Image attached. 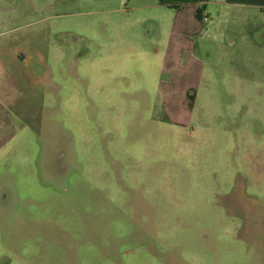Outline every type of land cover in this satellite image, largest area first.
<instances>
[{"label": "rangeland", "instance_id": "obj_1", "mask_svg": "<svg viewBox=\"0 0 264 264\" xmlns=\"http://www.w3.org/2000/svg\"><path fill=\"white\" fill-rule=\"evenodd\" d=\"M179 1L0 0V264H264V0Z\"/></svg>", "mask_w": 264, "mask_h": 264}, {"label": "trees", "instance_id": "obj_2", "mask_svg": "<svg viewBox=\"0 0 264 264\" xmlns=\"http://www.w3.org/2000/svg\"><path fill=\"white\" fill-rule=\"evenodd\" d=\"M195 0H181L178 3H189V2H193ZM196 15L199 16L200 15V9L196 10Z\"/></svg>", "mask_w": 264, "mask_h": 264}, {"label": "crops", "instance_id": "obj_3", "mask_svg": "<svg viewBox=\"0 0 264 264\" xmlns=\"http://www.w3.org/2000/svg\"><path fill=\"white\" fill-rule=\"evenodd\" d=\"M187 4H189V3H180V4L176 5V7H182V6L187 5ZM189 5H191V4H189ZM190 21L192 23V19L191 18H190ZM191 23L189 22V26L192 25Z\"/></svg>", "mask_w": 264, "mask_h": 264}]
</instances>
